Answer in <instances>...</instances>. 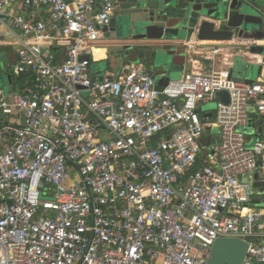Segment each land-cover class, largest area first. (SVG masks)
Returning a JSON list of instances; mask_svg holds the SVG:
<instances>
[{
	"label": "built area",
	"instance_id": "obj_1",
	"mask_svg": "<svg viewBox=\"0 0 264 264\" xmlns=\"http://www.w3.org/2000/svg\"><path fill=\"white\" fill-rule=\"evenodd\" d=\"M114 9L0 0L15 56L11 91L0 83V264H207L224 238L264 264V139L244 131L251 107L264 117V70L239 83L231 55L194 46L192 69L162 88L132 66L98 81ZM211 101L219 137L203 148Z\"/></svg>",
	"mask_w": 264,
	"mask_h": 264
},
{
	"label": "water",
	"instance_id": "obj_2",
	"mask_svg": "<svg viewBox=\"0 0 264 264\" xmlns=\"http://www.w3.org/2000/svg\"><path fill=\"white\" fill-rule=\"evenodd\" d=\"M263 3L264 0H115L116 14L102 32L104 37L108 33L110 37H117L126 31L129 37L155 38L151 33L157 29L161 39H185L188 43L195 33V47L198 49L246 50V41L256 37L262 22L259 6ZM149 49L153 53L149 54L152 58L149 71L157 76L168 73L178 63L182 48L151 46ZM2 62L7 68L5 55H2ZM246 68L238 57L230 76L244 82ZM257 71L260 76L261 70ZM95 80L93 78L92 83ZM11 89L9 85L7 91ZM217 97L222 103H228L227 92L221 91ZM256 119L257 116L249 115L247 133L253 131V121ZM206 136H210L209 131ZM209 145L210 142L205 147ZM254 178L257 179V175ZM246 251L247 243L239 239H218L211 247L207 264H242Z\"/></svg>",
	"mask_w": 264,
	"mask_h": 264
},
{
	"label": "crops",
	"instance_id": "obj_3",
	"mask_svg": "<svg viewBox=\"0 0 264 264\" xmlns=\"http://www.w3.org/2000/svg\"><path fill=\"white\" fill-rule=\"evenodd\" d=\"M259 9L260 10L264 9V3L259 6ZM115 14H116V9H114L113 16H115ZM259 34L264 35V28L262 26V22L260 24V27L256 31V37H253L252 38L253 40L246 41V43L248 44V49L246 50L223 49L225 53L232 56L231 58L232 67L230 68V70L233 68L236 58L238 57L241 58V64L244 63L245 66L247 67L245 71V76H246L245 81L244 82L237 81L239 83L250 84V83H255L259 81L260 76L257 75L255 78V73L258 71L253 73L252 70H249V68L250 69L259 68L261 72L262 70H264L262 66V63H264V52L261 54V51L262 50L264 51V37H258ZM195 38H196V35L194 33L192 38L190 39V42L188 43L185 41V39L172 40L168 38H164V39L157 38L156 39V38H144V37L143 38L129 37V34L126 31L121 32L119 35H117V37H110L108 33L107 36L101 40L100 46L96 48L94 52L99 53V50L105 49L102 55L104 57H108L109 49H119V48L121 49V48H127V47H131L135 49V48H149L151 46H160V47L161 46H179L183 49L182 59L184 60H182V62H179L181 59L179 58L178 63L173 65V67L175 68L174 73L177 74L178 72H180V76H181L184 72H188L192 69V65L188 62V57L190 56V58H194L193 52L195 51L194 49ZM143 53H146V52L143 51L141 53H137V54L135 53V55L138 56L139 63L133 64V63H130L129 60H126L125 62H122L119 65L120 69L118 72L126 71L130 66H132L138 69L140 68L150 73L149 67H150L152 58L149 57V54L147 55L148 58L147 56L144 57ZM3 55L6 56L7 67L10 66V62L8 64V60L11 61L14 59L15 56H14L13 51H12V54L10 55L7 53H4ZM105 62L106 64L109 62V57ZM111 67H112V63L110 62V67H108V70H103L102 72L101 71L100 72L96 71V72L99 73V75L102 73V76L105 73H113V70L111 71ZM193 67L197 68L198 64H195ZM114 73H117V72H114ZM156 85L158 86L157 81H156ZM249 115L252 117L257 116V119L253 121V129H252L253 131L249 133L251 139L253 141L264 139V117L258 115L253 107L249 109Z\"/></svg>",
	"mask_w": 264,
	"mask_h": 264
},
{
	"label": "rangeland",
	"instance_id": "obj_4",
	"mask_svg": "<svg viewBox=\"0 0 264 264\" xmlns=\"http://www.w3.org/2000/svg\"><path fill=\"white\" fill-rule=\"evenodd\" d=\"M260 27V25H259ZM152 37L155 38H160L161 37V33L156 29L151 33ZM258 37H264V35L259 34ZM9 37L6 36V39H8ZM103 51H105V49H101L99 50V53H95L93 55V62L91 65V69L93 71H98V72H102L103 70H108V67H110V62L112 63V67H111V71L113 70L114 72H118L119 71V65L122 62H125L126 60H129L130 63L133 64H137L139 63V59L138 56L135 55V53H141V52H146L143 53L144 57H146L148 54H150V52L152 53V51H150L149 48H131V47H127V48H119V49H109L108 50V57H109V62L106 64V60L108 59V57H104L102 55ZM181 54L180 56V61L182 62V55H183V49H181ZM4 53L7 54H12V50L8 49V48H2L0 47V83L3 86L4 92L7 94V88L8 86L11 84L12 79V72H13V66L10 65L7 68H4L3 63H2V55ZM177 53V51H176ZM153 55V53H152ZM109 64V66H108ZM108 66V67H107ZM253 73H255L257 70H259V68H252L251 69ZM175 72V68L172 67L168 73H162L160 75L157 76H153V79L155 80V82H158V86L157 88H162L166 85V83L168 82L167 79L169 80H175L178 79L180 76V72H178L177 74L174 73ZM150 74V73H149ZM258 75V72L255 73V78ZM233 77V76H232ZM253 77V76H252ZM234 78V77H233ZM248 78V77H247ZM98 79L101 80L102 79V73L98 76ZM201 110L203 112H207L212 114V118H210L209 124L211 125V130H210V136H206L204 138V140L202 141V146L203 148L210 142V144H213L214 142L218 141V137H219V129L216 126H213L212 123L214 122V113L216 110V103L214 101L208 102L206 104L201 105ZM247 133V130H244ZM253 141V140H252ZM206 148V147H205ZM203 155V153H202Z\"/></svg>",
	"mask_w": 264,
	"mask_h": 264
}]
</instances>
